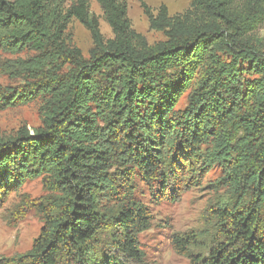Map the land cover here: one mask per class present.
Listing matches in <instances>:
<instances>
[{
  "label": "trees",
  "instance_id": "obj_1",
  "mask_svg": "<svg viewBox=\"0 0 264 264\" xmlns=\"http://www.w3.org/2000/svg\"><path fill=\"white\" fill-rule=\"evenodd\" d=\"M97 2L108 39L88 0L69 8L66 0H0V48L28 53L0 68L20 67L27 80L1 99L48 103L44 127L0 137V206L36 175L53 192L19 202L17 212L36 208L44 225L31 250L3 264H145L139 235L152 216L135 197V169L155 199L176 200L208 171L204 145L234 153L224 157L223 180L243 189V201L212 210L219 223L205 247L185 233L176 252L190 264H264V52L248 46L242 26L256 0H191L175 15L166 5L156 16L147 9L151 29L167 37L155 45L133 28L125 1ZM73 17L91 33L88 58L66 40ZM221 51L251 63L249 103L240 62L215 63ZM195 57L214 60L189 108L176 112ZM104 187L116 207L101 203Z\"/></svg>",
  "mask_w": 264,
  "mask_h": 264
},
{
  "label": "rangeland",
  "instance_id": "obj_2",
  "mask_svg": "<svg viewBox=\"0 0 264 264\" xmlns=\"http://www.w3.org/2000/svg\"><path fill=\"white\" fill-rule=\"evenodd\" d=\"M127 4L128 16L133 28L144 34L150 45L167 39L163 31L151 29L147 9L155 16L162 5H166L170 15L185 12L190 8L191 0H123ZM77 0H66V7L76 3ZM89 10L98 18L100 30L108 39L113 37V31L104 17V12L97 0H88ZM144 4L147 7H144ZM243 28L248 46L264 52V0H256L254 6L248 11ZM66 40L70 45L79 47L86 58L93 47V39L90 31L75 17L70 20L66 30ZM28 56L24 52H12L0 48V68L9 62L25 59ZM214 59L204 57L193 58L189 63L188 80L182 92L177 97L176 112H184L189 108L191 95L202 85L211 68L210 62ZM240 62V70L244 79L243 103H249V89L257 75L250 69L251 63L238 55H232L228 51L217 54L215 63ZM7 66L9 73L0 70V137L13 136L20 131L35 133L44 127V121L48 114V103L42 97L19 100L18 102L6 103L1 99V94L13 96L15 91L23 89L26 79L21 77V68ZM185 67V66H184ZM180 65H172V70H177ZM227 149L217 151L213 146L204 145V165L206 172L201 183L196 187L182 193L176 200L155 199L149 186L141 179L136 171L135 197L149 206L152 222L149 229L139 235L140 248L145 253V264H190L186 256L176 252L174 239L185 236V233L199 235L200 242L205 247L215 234L217 220L210 222L212 210L222 206L223 202L237 205L242 203L243 189L236 190L223 178L226 175V155L232 158L234 153L224 154ZM43 176L36 175L26 179L18 191H11L8 198L0 206V264L7 258H18L31 250L34 241L39 236L44 225L42 215L36 208H28L23 212H17V205L25 197L45 199L50 193L43 184ZM101 203L107 208L116 207L115 198L109 192L110 188L101 190ZM37 201V200H36ZM203 249H196V253Z\"/></svg>",
  "mask_w": 264,
  "mask_h": 264
}]
</instances>
